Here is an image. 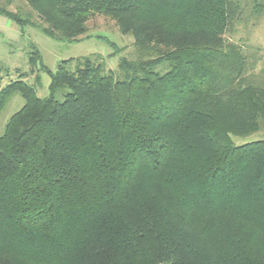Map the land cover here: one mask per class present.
I'll use <instances>...</instances> for the list:
<instances>
[{
	"label": "trees",
	"instance_id": "1",
	"mask_svg": "<svg viewBox=\"0 0 264 264\" xmlns=\"http://www.w3.org/2000/svg\"><path fill=\"white\" fill-rule=\"evenodd\" d=\"M23 1L0 11L67 42L102 17L135 56L62 60L42 98L0 88V110L24 100L0 135V264H264V139L232 141L264 133V68L225 37L240 1Z\"/></svg>",
	"mask_w": 264,
	"mask_h": 264
},
{
	"label": "rangeland",
	"instance_id": "2",
	"mask_svg": "<svg viewBox=\"0 0 264 264\" xmlns=\"http://www.w3.org/2000/svg\"><path fill=\"white\" fill-rule=\"evenodd\" d=\"M239 1L243 14L235 23L233 31H227L225 37L242 46L249 63H253L257 69L264 68V10L261 14L254 12L253 0ZM18 6H24V1L12 0L8 3L7 0H0V9L5 11H15ZM90 20L92 21L87 22L88 29L81 40L67 42L48 36L38 27L20 26L0 11V88L8 81L21 77L28 85L33 86L36 95L42 98L49 94L48 71L55 72L62 60L99 55L103 68L116 72L120 58H134L135 47L131 35L121 34L116 26H106L108 23L102 17ZM31 43L36 45L40 54V60L36 65H29L28 61L27 52ZM74 60L67 68L74 69ZM41 64L45 69L41 68ZM63 91L60 90L57 94L58 99L61 98ZM23 103V98L17 92L11 93L7 98L0 110V135L9 117ZM257 139H264L262 131L245 136H232V141L236 145Z\"/></svg>",
	"mask_w": 264,
	"mask_h": 264
}]
</instances>
